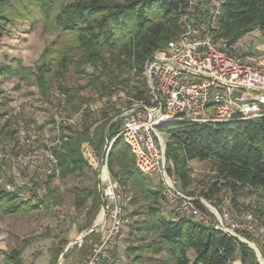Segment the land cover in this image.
<instances>
[{
  "label": "trees",
  "instance_id": "obj_1",
  "mask_svg": "<svg viewBox=\"0 0 264 264\" xmlns=\"http://www.w3.org/2000/svg\"><path fill=\"white\" fill-rule=\"evenodd\" d=\"M192 15L190 0H0V32L7 31L14 19L21 18L32 24L44 21L46 31L58 33V40L42 53L36 72L14 59L2 68L1 75L23 79L26 75H20L27 71L35 76L42 94L47 96L69 67L83 75L89 66L99 73L96 74L98 79H106L101 82L102 90L112 97L128 84L126 73L135 72L134 77H142L143 81L132 88L133 101L144 100L148 95L144 77L146 63L155 53L167 50L184 32V19L188 16L191 20ZM253 32L264 33V0H227L218 36L229 39L233 46ZM120 129L109 122L90 126L82 134L69 138L61 151L54 150L62 177L73 175L88 165L82 152L84 145L100 157L107 142L117 138ZM161 130L170 135L166 151L167 160L173 165L170 173L185 192L193 185L189 163L199 160L213 161L217 177L232 188L248 187L264 194V116L216 125L181 122L161 127ZM109 170L122 189L132 187L134 201L148 203L149 218L138 230L155 234L157 240L139 246L136 251L154 256L165 254L175 264H233L238 254L241 264H260L255 251L245 243L174 211L178 218H165L161 214V203L166 202L161 180L158 188L152 187L150 176L138 171L135 158L121 138L116 139L111 149ZM216 188L214 184L208 194L202 195L211 200L209 195L214 194ZM32 197L37 198V195ZM88 199H92L89 215L95 218L101 210L99 193L79 194L76 208L82 209ZM37 202L43 204L41 200ZM35 209L37 204L31 200L20 201L19 193L0 191L1 213L14 216ZM262 217L264 227V214ZM245 236L252 240L251 235ZM21 254L14 251L6 258L11 264H22ZM261 254L264 259V250ZM61 255L62 250L56 248L51 264H56Z\"/></svg>",
  "mask_w": 264,
  "mask_h": 264
},
{
  "label": "rangeland",
  "instance_id": "obj_2",
  "mask_svg": "<svg viewBox=\"0 0 264 264\" xmlns=\"http://www.w3.org/2000/svg\"><path fill=\"white\" fill-rule=\"evenodd\" d=\"M194 10L198 14L200 7L196 6ZM57 40L58 33L46 31L44 21L32 24L18 18L7 31L0 32V191L11 186V192L20 194V201L31 200L37 204L34 211L19 215L0 212V256L6 258L14 251L21 252L22 264H51L56 248L62 250L56 264H86L92 255L102 235L89 231L101 210L94 218L89 215L92 199H88L82 209L76 208V200L79 194L99 193L100 170L88 163L81 171L63 178L59 165L55 167L45 158H29L35 156V152L61 151L69 138L82 134L90 126L109 122L121 127L119 116L134 100L132 88L143 81L142 77H134L135 72H127L128 84L111 97L102 90L101 82L106 79H98L99 73L92 67L88 66L83 75L69 67L65 76L59 77L44 96L35 76L27 71H22L20 76L26 75L23 79L1 75L2 68L14 59L24 68L36 72L42 53ZM75 56L79 57V54ZM21 127L26 129L31 140L29 146L19 144ZM189 167L193 185L187 190L188 194L193 193L191 196L203 199L209 206L233 215L253 213L261 224L264 214L262 191L241 186L232 188L217 177L213 161L193 160ZM150 179L152 187L158 188L159 177L153 175ZM214 184H217L216 191L208 200L202 194H208ZM123 192L129 223L117 240L115 257L123 264H175L165 254L154 256L136 251L139 246L153 244L157 236L138 230L149 218L148 203L134 201L132 187ZM33 194L37 198H33ZM161 206L165 218H178L167 202L163 201ZM251 237L252 240H248L256 242L261 253L264 250L261 244L255 241L254 235ZM139 256L142 258L135 261ZM190 256L194 260L193 254ZM6 264H11L7 258ZM233 264H241L239 254Z\"/></svg>",
  "mask_w": 264,
  "mask_h": 264
},
{
  "label": "built area",
  "instance_id": "obj_3",
  "mask_svg": "<svg viewBox=\"0 0 264 264\" xmlns=\"http://www.w3.org/2000/svg\"><path fill=\"white\" fill-rule=\"evenodd\" d=\"M226 1L190 0L194 18L187 16L184 32L146 63L148 96L122 111L120 133L101 158L99 191L105 205L101 206L95 231L102 236L86 264H123L114 250L129 219L124 189L109 170V155L118 138L130 149L142 175L160 178L163 197L176 214L252 245L259 252L256 242L244 237L254 235L264 249V227L253 213L233 215L183 190L170 173L173 165L166 156L170 135L161 130L181 122L216 125L264 116V33L248 34L233 46L229 39L220 38V17ZM196 6L200 7L198 14ZM18 137L19 144L31 145L24 127L19 128ZM41 153L35 152L29 159L45 158L53 166L59 165L52 150ZM11 189L8 186L7 190ZM0 264H6L5 257L0 256Z\"/></svg>",
  "mask_w": 264,
  "mask_h": 264
},
{
  "label": "crops",
  "instance_id": "obj_4",
  "mask_svg": "<svg viewBox=\"0 0 264 264\" xmlns=\"http://www.w3.org/2000/svg\"><path fill=\"white\" fill-rule=\"evenodd\" d=\"M83 154H84V157L85 159L87 160V162L94 168L96 166V168L99 169L100 167V163H101V158L102 156L98 157L96 155V153L86 144L84 145L83 147ZM99 158V160H98ZM99 194H100V191H99ZM100 197H101V194H100ZM35 204V203H34Z\"/></svg>",
  "mask_w": 264,
  "mask_h": 264
},
{
  "label": "water",
  "instance_id": "obj_5",
  "mask_svg": "<svg viewBox=\"0 0 264 264\" xmlns=\"http://www.w3.org/2000/svg\"><path fill=\"white\" fill-rule=\"evenodd\" d=\"M107 144H109V143L107 142ZM104 205H105V203H104V201H103V198L101 197V206L104 207ZM95 229H96V223H95V225L92 227V230L89 231V232H94ZM85 235H87V234H85ZM249 246H250V247L256 252L260 264H264V260H263V258H262V256H261V254H260V253L256 250V248H254L252 245H249Z\"/></svg>",
  "mask_w": 264,
  "mask_h": 264
}]
</instances>
